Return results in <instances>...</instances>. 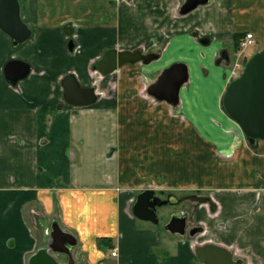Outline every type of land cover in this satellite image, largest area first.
<instances>
[{"label": "crops", "instance_id": "1", "mask_svg": "<svg viewBox=\"0 0 264 264\" xmlns=\"http://www.w3.org/2000/svg\"><path fill=\"white\" fill-rule=\"evenodd\" d=\"M132 1L20 0L29 39L13 45L0 29V264H27L53 220L75 236L76 264H201L191 237L131 213L143 189L207 194L214 207L191 205L207 237L264 264V140L251 144L223 110L228 71L216 61L235 34L264 44V0H210L185 14L184 0ZM108 48L159 56L122 64L111 87L103 75L94 103H66L61 78L92 85ZM10 59L30 65L15 84L3 73ZM174 62L188 78L171 106L146 87ZM216 77L218 91L197 86Z\"/></svg>", "mask_w": 264, "mask_h": 264}, {"label": "water", "instance_id": "2", "mask_svg": "<svg viewBox=\"0 0 264 264\" xmlns=\"http://www.w3.org/2000/svg\"><path fill=\"white\" fill-rule=\"evenodd\" d=\"M207 1L184 0L180 13L185 14ZM0 29L11 38L13 45L23 43L31 36V28L21 17L18 0H0ZM68 48H73L71 40L68 41ZM157 56L158 52L143 54L140 49L116 51L108 48L96 61L94 69L107 75L124 63H148ZM29 72L30 65L19 59H10L3 67L4 76L11 84L25 78ZM187 78V66L182 62H174L163 69L156 80L148 85L146 91L154 98L175 106L179 101L180 88ZM61 85L64 100L69 105L84 107L98 98L95 85L82 86L71 72L61 78ZM222 106L251 144L260 139L264 140V46L247 59L240 75L227 84L222 94ZM173 197V194H169L162 199L153 189H143L136 194L131 213L139 219L157 223L156 208L179 201H173ZM198 199L205 201L208 197ZM186 218L187 215L176 212L164 224V228L171 234L183 236ZM48 234L47 243L30 255L27 264H75L72 255V248L77 242L75 236L63 229L57 220L51 222ZM57 253L66 255L67 260L59 261L55 257ZM195 253L201 264H246L243 259L234 258L229 249L214 243L197 246Z\"/></svg>", "mask_w": 264, "mask_h": 264}, {"label": "flooded vegetation", "instance_id": "3", "mask_svg": "<svg viewBox=\"0 0 264 264\" xmlns=\"http://www.w3.org/2000/svg\"><path fill=\"white\" fill-rule=\"evenodd\" d=\"M18 1H19V4H20V0H18ZM120 1L125 2L126 4H132V2H133L132 0H116V2H120ZM209 1L210 0H208L204 4H207ZM204 4H199V5H204ZM181 5L182 4H180L178 6L179 7V11H180ZM199 5H197L196 7H198ZM20 9H21V4H20ZM66 30H67V33L70 35V38H71L70 40L72 41V45H73V49H74L75 46H76L75 45L76 42L73 40V36L77 35L76 29H75V31H73V27H70V28L68 27V29H66ZM235 44H236V38L233 39L232 44H231L230 47L222 48L219 51V53H217V55H216V61L218 63L223 62L227 67L229 66V71H231L230 67L232 66V64H234L237 60H239L241 58L240 55H239V51H235V47H234ZM134 50H136V49H134ZM140 50H141V52L143 54L151 53V52L144 51L145 49H140ZM236 54L239 55V57L235 56ZM158 56H159V52H158ZM157 57L155 59H157ZM155 59H153V60H155ZM153 60H151V61H153ZM136 62H142V61H136ZM145 64H147V63H145ZM120 66H118V67H120ZM91 71L96 74V75H94L95 76L94 77L95 81L93 80L94 81L93 85H95L96 88H97L98 84H99V77L103 76V74L100 71H98L97 69H94V68ZM169 194H173L176 197V198L173 197V201L176 200V199H179V201L178 202H172L170 204L164 205V206L172 207V209L169 210L167 212V214H165V216L167 217V221L171 217V215L175 214L176 212H181V213L187 215L185 234L183 236H180V235H178V236H180V237H185V236L186 237H191L190 240H192V244H194V248H196L197 246L206 244V243H214V244H217V245H221L219 243H216V241L213 239V237H207L208 236V231L206 229L205 224L203 222L202 223L201 222H197V220L195 221V213H194L193 209H191L190 206H188V207L181 206L183 203L185 204L187 202H189V203L192 202V203H199V204H208V206L210 208H212V207H214L213 202L211 201V199L209 198V196L207 194H198V193H195V192L184 193V194H176V193L168 192V191L166 193H157L156 192V195L159 196L162 199L166 198L167 195H169ZM199 197H208V199L205 200V201H200L198 199ZM161 207H157L156 208L157 218H158V214H159V209ZM167 221H164V224ZM175 235H177V234H175ZM203 236H205L206 238L203 239V240H199V238H201ZM46 243H47V241H46ZM221 246H223V245H221ZM74 247L72 248V250L74 249ZM223 247H225V246H223ZM225 248L229 249L228 247H225ZM55 256L56 257H58V256L64 257V261L63 262H65L67 260V257L64 254L57 253V254H55ZM75 264H76V260H75Z\"/></svg>", "mask_w": 264, "mask_h": 264}, {"label": "rangeland", "instance_id": "4", "mask_svg": "<svg viewBox=\"0 0 264 264\" xmlns=\"http://www.w3.org/2000/svg\"><path fill=\"white\" fill-rule=\"evenodd\" d=\"M264 46V44L263 45H261V47H259V45H257V44H254V45H249V46H247V47H245L242 51H241V53H240V55H241V57L244 55L245 56V59H246V57H247V59L253 54V53H255L257 50H259L260 48H262ZM257 47V48H256ZM235 56H238L239 57V55H235ZM246 61V60H245ZM244 62V61H243ZM242 62V63H243ZM128 63V62H127ZM245 63V62H244ZM243 63V64H244ZM235 64L236 63H234V64H232V68L230 67V69H231V71H232V69H233V67L235 66ZM243 66V65H242ZM241 66V67H242ZM227 69V80H226V85L229 83V81L230 80H232V77H230L229 78V72L231 73V71H229V66L228 67H226ZM235 70H237V69H235ZM241 70V69H240ZM240 70L238 71L237 70V72H240ZM233 71H234V69H233ZM117 72H116V70L114 71V72H112V73H110V76L111 77H109L108 79L111 81V84L109 85L110 87L111 86H113L112 84L116 81V77L118 76L117 74H116ZM94 75H96L95 73H93V72H90V76L92 77V80H94ZM114 76V77H113ZM118 78V77H117ZM102 80L103 79V76H100L99 77V80ZM108 79H107V81H108ZM95 81V80H94ZM93 81V82H94ZM142 82V81H141ZM140 82V85L139 86H142V83ZM220 85H221V81H220V79L218 78V77H216L213 81H201V83H199L197 86L198 87H204V88H207V89H209V90H213V91H218V89H219V87H220ZM225 85V86H226ZM225 89V88H224ZM236 127H238V129L240 130V128H239V126L237 125ZM241 131V130H240ZM228 157V156H227ZM193 203L191 202V203H189V202H187V203H183L181 206H184V207H188V206H190L191 207V205H192ZM172 209V207H170V206H162L160 209H159V214H158V221H159V224L160 225H162L163 223H164V221H167V217L165 216V214H167V212L169 211V210H171ZM162 231V230H161ZM206 237L205 236H203V238L201 237V238H199V240H203V239H205ZM47 241V240H46ZM44 243V241L42 242V244ZM74 251H76V249H74L73 250V253H74ZM109 250L107 249V253L109 254ZM73 257H74V254H73ZM61 262H63L64 261V257H62V256H58L57 257ZM108 258H110V256L108 255Z\"/></svg>", "mask_w": 264, "mask_h": 264}, {"label": "built area", "instance_id": "5", "mask_svg": "<svg viewBox=\"0 0 264 264\" xmlns=\"http://www.w3.org/2000/svg\"><path fill=\"white\" fill-rule=\"evenodd\" d=\"M255 43V39H254V36H253V34L251 33V32H247L245 35H244V38L241 40V43H240V46L242 47V48H245V47H247V46H249V45H253ZM236 64H235V66L233 67V69H234V71H233V69H232V71H231V73H230V77H235V76H237L238 75V73L239 72H237V70L239 71V69L241 68V64H240V62H235ZM235 69H237V70H235ZM111 254L112 255H115L116 254V250L114 249V250H112L111 251Z\"/></svg>", "mask_w": 264, "mask_h": 264}, {"label": "trees", "instance_id": "6", "mask_svg": "<svg viewBox=\"0 0 264 264\" xmlns=\"http://www.w3.org/2000/svg\"><path fill=\"white\" fill-rule=\"evenodd\" d=\"M244 33L235 34V38H236V44L234 45L235 51L239 50V48H240L239 43H240V40L242 39V37L244 36ZM102 240L103 239H100L99 242L102 243ZM104 240H105V238H104ZM108 240L110 241V239H108ZM105 247L110 248L111 247L110 243H107Z\"/></svg>", "mask_w": 264, "mask_h": 264}]
</instances>
